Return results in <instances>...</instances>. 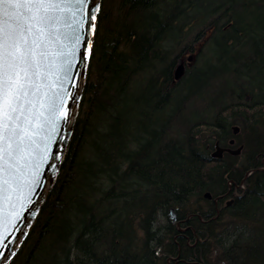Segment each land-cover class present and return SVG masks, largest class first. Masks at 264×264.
<instances>
[{
	"label": "trees",
	"instance_id": "16d2710c",
	"mask_svg": "<svg viewBox=\"0 0 264 264\" xmlns=\"http://www.w3.org/2000/svg\"><path fill=\"white\" fill-rule=\"evenodd\" d=\"M101 6L58 180L10 264H165L178 255L177 264H264V0ZM210 28L174 82L176 65ZM234 123L243 158L211 160L214 136L226 145ZM203 129L214 136L202 141ZM250 169L230 205L204 197L226 193ZM173 206L195 230L179 231Z\"/></svg>",
	"mask_w": 264,
	"mask_h": 264
},
{
	"label": "snow or ice",
	"instance_id": "6c2138e0",
	"mask_svg": "<svg viewBox=\"0 0 264 264\" xmlns=\"http://www.w3.org/2000/svg\"><path fill=\"white\" fill-rule=\"evenodd\" d=\"M98 18L100 0H0V248L63 163L58 137L72 130Z\"/></svg>",
	"mask_w": 264,
	"mask_h": 264
},
{
	"label": "bare ground",
	"instance_id": "6f19581e",
	"mask_svg": "<svg viewBox=\"0 0 264 264\" xmlns=\"http://www.w3.org/2000/svg\"><path fill=\"white\" fill-rule=\"evenodd\" d=\"M213 31V28H210L206 31V35L203 38L202 41H200L199 43H197L193 50L191 51V53L195 54V56H197L200 52V50L202 49L204 43L206 42V40L208 39V37L211 35ZM181 60L179 61V63L176 65L174 72H173V81L177 82L179 80V78L184 74L185 69L187 67L184 68V70L181 71V73H177V71L175 72V70L179 67L178 65H180ZM191 66V65H190ZM178 70V69H177ZM181 74V75H180ZM175 75L178 76L177 78H175ZM87 76L85 78V81H83L84 87H85V83L87 80ZM83 92H84V88H83ZM74 132V131H73ZM241 133H242V129L241 126L238 123H234L232 124V134L233 136L228 140V143L226 145H222L220 143L219 139H216V137L214 136V133L203 129L202 132L200 133V137L202 139V141L207 140L209 137H213L214 136V149L211 152V160L213 161H220L221 159H223L225 157V155H230L233 157H241L243 158L244 156V144L241 143L242 142V137H241ZM207 136V138H205ZM240 135V136H239ZM218 150H222V153L220 156H214V154L218 151ZM66 156V155H65ZM65 159V158H64ZM64 162V160H63ZM63 164V163H62ZM62 168V167H61ZM259 170H264V158L262 159V166L257 168ZM255 169H250L246 172V174L244 175V178L241 180V182L237 183L234 182L233 180L229 182V187L227 189V192L224 194H217V195H213L211 191H207L204 194V197L208 200H213L216 204H218V201H220V203L222 205H230L233 201H234V197L236 195H241L243 193V191L246 190L247 188V178L250 176V174L254 171ZM61 171V170H60ZM60 173V172H59ZM59 177V174H58ZM58 180V178H57ZM57 182V181H56ZM56 184V183H55ZM54 184V185H55ZM53 188V187H52ZM51 188V189H52ZM50 189V190H51ZM223 195V196H222ZM195 200H193L192 202H194ZM44 204V203H43ZM179 206H173L169 209V217H170V213H172V218H170L172 220V223H175L176 226L178 227L179 231L181 232H185L186 229H190L192 228V230H195V227L191 224L189 225H183V218H181V221L179 222ZM193 213L188 214V216L186 217V220H184L185 222L188 221L189 219H191V217L193 216ZM201 217V216H200ZM202 221H204L203 219H201ZM192 240L188 239V243H190ZM179 246V251L181 250V244H178ZM191 247H193L194 245L191 244ZM180 256L178 255L177 257L174 256H169L167 259V262L165 264H177L179 261Z\"/></svg>",
	"mask_w": 264,
	"mask_h": 264
},
{
	"label": "water",
	"instance_id": "95a60500",
	"mask_svg": "<svg viewBox=\"0 0 264 264\" xmlns=\"http://www.w3.org/2000/svg\"><path fill=\"white\" fill-rule=\"evenodd\" d=\"M100 3H101V0H100ZM88 70H89V67L86 69L81 68V72L83 73V76H84L83 81H85L86 75L88 74ZM76 82L78 85L80 84L79 76L77 77ZM83 88H84V84H83V87H82L81 92H80L79 103L74 107L75 119L73 120L71 132L69 133L67 128L62 129V135L60 137H58V139H61L62 141L63 140L67 141V143L62 144V147L60 148V154H61V160L62 161L65 158L69 142H70L72 135H73L75 120H76V117L78 115L81 100L83 97ZM221 153H222V150H218L214 154V156H220ZM57 167L59 168V171H57L56 169H50L47 171V175L44 178L43 187L40 190V192L37 194V197L35 198L36 202L32 206V210L21 213L22 218L17 222L16 228L12 230V235L9 237V239L7 241H5V243L8 245V247L6 249L0 248V252H2L3 254H5L8 257L7 261L0 260V264H10V262L13 260V258L17 254L18 250L22 246L23 242L27 238V236L30 232L31 226L35 222L37 216L39 215V213L41 211V207L47 198L48 191L54 186V184L57 181L58 174L61 170L62 164L58 163ZM13 250H14L15 254H13Z\"/></svg>",
	"mask_w": 264,
	"mask_h": 264
},
{
	"label": "rangeland",
	"instance_id": "374dc122",
	"mask_svg": "<svg viewBox=\"0 0 264 264\" xmlns=\"http://www.w3.org/2000/svg\"><path fill=\"white\" fill-rule=\"evenodd\" d=\"M195 54L193 53H191V52H188V53H186L185 55H183V57L181 58V63H180V65H178L179 67L175 70V72L177 71V73L179 74V73H181V71L182 70H184V68L185 67H187V66H190V65H192L194 62H195ZM261 58L263 59V56H261ZM89 71V70H88ZM183 72V71H182ZM182 74V73H181ZM180 74V75H181ZM180 75H178V76H180ZM178 76H176L175 75V78H177ZM258 77H261L262 79H261V81H264V74H261V73H259L258 74ZM82 101V100H81ZM81 105V104H80ZM80 109V108H79ZM77 118V117H76ZM76 121V120H75ZM207 136L208 135H206V137L205 138H207ZM70 143V142H69ZM69 146V145H68ZM68 149V148H67ZM67 152V151H66ZM50 191V190H49ZM49 191H48V193H49ZM48 195V194H47ZM46 201V200H45ZM34 224V223H33ZM33 226V225H32ZM31 226V227H32ZM31 230V229H30ZM30 233V232H29ZM29 235V234H28ZM28 237V236H27ZM27 239V238H26ZM25 239V240H26ZM25 242V241H24ZM23 242V243H24ZM23 245V244H22ZM22 247V246H21ZM21 247H20V249H21ZM20 249L18 250V252L20 251ZM18 252H17V254H18ZM16 254V255H17ZM15 255V256H16ZM14 259V258H13ZM11 263V262H10Z\"/></svg>",
	"mask_w": 264,
	"mask_h": 264
}]
</instances>
